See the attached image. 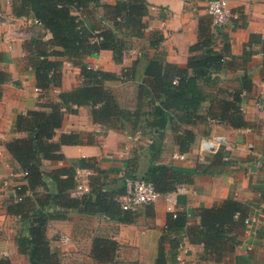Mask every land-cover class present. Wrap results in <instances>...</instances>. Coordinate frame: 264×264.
Wrapping results in <instances>:
<instances>
[{"label":"crops","instance_id":"obj_1","mask_svg":"<svg viewBox=\"0 0 264 264\" xmlns=\"http://www.w3.org/2000/svg\"><path fill=\"white\" fill-rule=\"evenodd\" d=\"M114 1L101 0V4L91 9L93 13L86 21L100 22L105 14L104 3ZM145 1L148 12L143 16V34L119 32L127 40L121 60H115L110 49L77 59L49 56L62 63V84L48 91H36L38 85L29 62V43L35 39L50 41L52 34L33 14H14L13 0H0V69L8 76L0 80V256L9 257L12 264H34L17 243L21 234L28 235L29 220L10 213L7 208L19 196L17 186L27 184L23 169L5 145L8 140L28 134L17 129L18 115L48 101H59L61 90L81 86L84 82L82 63L114 74L115 78L105 80V84L114 91L123 107L135 110L139 106V86L150 57L164 52L168 61L187 65L190 47L199 40L201 26L214 33L217 51L229 45L225 63L212 74V85L201 82L205 90L218 92L223 88L225 91L220 96L232 97V91L239 86L245 73L253 77V88L242 98L247 125L233 127L211 118L185 124L182 127L191 128L196 136L190 149L181 153L174 140V124H169L163 133L162 152L157 162L190 173L192 181L177 186L184 187L183 190L161 193L155 202L133 210L136 214L133 222L112 219L102 213L66 209L65 218L48 221L46 236L63 264H108L93 256V241L97 235L117 241L119 248L113 264H157L161 242L165 246L167 264H181L176 257L179 252L185 264H264V111L255 104L257 96L264 95V0H227L232 15L222 27L212 24L208 0ZM209 106V100L203 102L199 114L206 115ZM140 124L137 128L128 123L122 129L109 128L93 119L90 105H66L55 138L59 139L63 133L77 132L81 142L63 144L64 158H43L41 167L46 172L64 168L75 170L77 185H90V179L99 176L105 188L115 192L122 188L126 176L143 177L150 164L149 145L155 135L143 128L144 122ZM215 133L229 136L230 145L220 150L226 153L225 159L230 157L226 160L230 161L231 170L210 174L207 167L214 152L201 153L200 141ZM82 158L92 159L102 173L82 167ZM234 163L237 165L233 166ZM75 191L76 187L73 195ZM38 192L45 194L47 190L41 186ZM227 198L246 203L250 221H245L240 242L225 258L221 261L208 258L204 243L191 240L185 231L178 234L179 244L173 243L175 233L166 230L169 213L185 212L187 225H198L197 208L213 207ZM65 235L69 240L63 238Z\"/></svg>","mask_w":264,"mask_h":264},{"label":"trees","instance_id":"obj_2","mask_svg":"<svg viewBox=\"0 0 264 264\" xmlns=\"http://www.w3.org/2000/svg\"><path fill=\"white\" fill-rule=\"evenodd\" d=\"M101 4V0H13V12L16 15L33 14L40 23L51 32L50 41L35 39L29 43V62L36 75L37 85L48 91L62 84L61 61L49 56H68L82 58L104 49L113 51L115 60L123 58L127 40L126 35H141L145 28L143 16L148 12L145 0H116L104 3L105 14L100 22L86 21L92 15L91 9ZM74 10L76 13H73ZM84 17H81V15ZM104 22V25H100ZM215 35L204 26L200 28L199 40L191 45L187 65H179L166 59L164 52L150 57L145 76L139 86L138 103L135 110L123 107L114 91L105 84V80L115 75L89 64L82 63L84 82L71 90H61L59 101H48L36 109L19 114L16 127L27 131V136L6 141L5 145L26 171V185L18 188L19 198L7 208L12 214L29 220L28 235L21 234L17 243L21 252L29 255L34 264H63L58 253L50 247L46 236L47 223L51 219L65 218L66 209L76 208L83 213H102L109 218L123 222H133L136 214L132 209L121 207L119 196L125 193L122 188L115 192L105 188L100 177L90 179V191L83 195H73L77 186L76 171L56 169L46 172L41 167L43 158L59 160L64 158L63 144L81 142L79 133L61 134L56 139V131L64 117V107L69 104L92 107L93 119L113 129H122L128 123L132 128L144 122L143 128L151 131L155 138L150 143V164L143 178L151 181L160 193L177 189L182 182H190V173L179 171L166 163H158L162 152L164 130L172 123L174 140L179 152H187L195 140V132L185 124H196L200 120L211 118L224 121L233 127L247 125L242 109L245 92L253 88V77L245 73L232 97H222L218 92L207 91L201 85L204 81L212 85V74L219 71L226 60V50L217 51L214 46ZM158 41V40H157ZM154 42V43H157ZM33 47V50H32ZM7 73L0 69V80H6ZM210 101L206 115L198 109L205 101ZM141 125V124H140ZM226 153L214 152L207 171H230V161ZM82 158V167L94 168L95 162ZM68 174L67 178L62 177ZM47 192L39 194L38 188ZM30 192V193H29ZM246 203L227 198L213 207H199L200 224L187 225L185 212L168 214L166 230L174 232L173 243L179 244L178 234L185 231L191 240L204 243L208 258L221 261L235 249L245 230L248 216ZM119 245L116 240L97 235L93 241V256L103 263L113 264ZM0 264H12L7 256H0ZM157 264H167V254L163 242L157 258Z\"/></svg>","mask_w":264,"mask_h":264},{"label":"built area","instance_id":"obj_3","mask_svg":"<svg viewBox=\"0 0 264 264\" xmlns=\"http://www.w3.org/2000/svg\"><path fill=\"white\" fill-rule=\"evenodd\" d=\"M207 10H208V14L211 17L212 24L214 26H219V27L224 26L225 24L228 23L232 15V11L228 5L227 0H208ZM81 17H84V15L82 14ZM35 90L43 91L39 87H37ZM255 104L259 109L264 111V95L263 94L257 96ZM229 145H230V139L228 135L221 134V133H215L210 136H204L201 138L200 152L201 153L217 152L222 147H227ZM229 158L230 157H226V159H229ZM236 165H237L236 163L233 164V166H236ZM26 173H27L26 171H23L24 175H26ZM62 177L67 178L68 174H63ZM263 181H264V171H263ZM124 184H125V193L119 196L118 198L120 201L121 207L123 209L135 210L144 204L155 202L161 195V193L156 189L155 185L151 181L146 180L143 177L126 176L124 178ZM21 185L22 184H19L17 188H20ZM183 189L184 187L182 186L177 188L178 191H181ZM89 191H90V185L79 183L76 186V191L74 195L80 196ZM173 213L176 214L175 211H173ZM245 221L249 222L250 219L246 218ZM63 238L65 240H69V236L65 235ZM176 257L180 261L181 264L186 263L185 259L182 257L181 252H179Z\"/></svg>","mask_w":264,"mask_h":264},{"label":"rangeland","instance_id":"obj_4","mask_svg":"<svg viewBox=\"0 0 264 264\" xmlns=\"http://www.w3.org/2000/svg\"><path fill=\"white\" fill-rule=\"evenodd\" d=\"M67 236V235H66Z\"/></svg>","mask_w":264,"mask_h":264}]
</instances>
